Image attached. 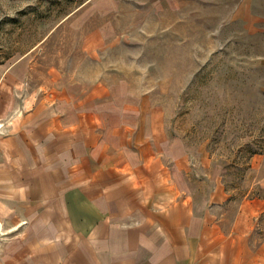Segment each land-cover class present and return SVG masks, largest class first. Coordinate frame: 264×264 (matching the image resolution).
I'll use <instances>...</instances> for the list:
<instances>
[{
  "label": "rangeland",
  "instance_id": "rangeland-1",
  "mask_svg": "<svg viewBox=\"0 0 264 264\" xmlns=\"http://www.w3.org/2000/svg\"><path fill=\"white\" fill-rule=\"evenodd\" d=\"M46 124L151 131L264 264V0H0V264L3 179Z\"/></svg>",
  "mask_w": 264,
  "mask_h": 264
},
{
  "label": "crops",
  "instance_id": "crops-1",
  "mask_svg": "<svg viewBox=\"0 0 264 264\" xmlns=\"http://www.w3.org/2000/svg\"><path fill=\"white\" fill-rule=\"evenodd\" d=\"M44 127L17 140L20 169L3 179L22 233L7 264H251L243 232L212 219L217 197L198 204L184 159H163L151 131Z\"/></svg>",
  "mask_w": 264,
  "mask_h": 264
}]
</instances>
